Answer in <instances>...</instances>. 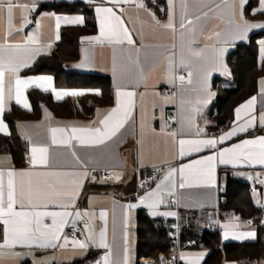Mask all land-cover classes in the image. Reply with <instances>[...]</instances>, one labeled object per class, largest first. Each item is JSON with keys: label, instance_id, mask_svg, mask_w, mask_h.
<instances>
[{"label": "crops", "instance_id": "crops-1", "mask_svg": "<svg viewBox=\"0 0 264 264\" xmlns=\"http://www.w3.org/2000/svg\"><path fill=\"white\" fill-rule=\"evenodd\" d=\"M50 1L52 0H16L18 6L11 13L10 31L7 0H0V44L21 45L20 61L27 59L23 54L24 48H39L41 50V54L27 61L30 65L37 57L49 54L59 40L57 36H59L60 28L74 25L67 24L62 20L57 29V16H79L84 22V16L81 13L57 12L47 8L39 9L40 4ZM81 1L92 4L96 29L93 33L83 34L79 37L78 58L70 63V69L107 75L112 86L113 103L108 107L97 106L90 117L83 119L56 117L43 107L37 118L17 120L15 123L16 132L26 147L22 164L16 166L11 154L0 150V171L6 173L10 169H15L34 173L72 171L81 173L78 179L82 188L76 189L79 195L75 199V208L63 209L48 204L47 207L35 210L74 212L78 209L81 212L87 211L88 216L78 219L73 215L70 222L76 221L77 226H80L79 239L81 240H84L87 235L83 229V224L87 222L95 240L88 242V247L85 249L73 248L71 244L61 247L59 245L63 244V239L57 242L58 246L54 248L33 246L29 249L17 246L14 251L24 255L17 259L10 255L8 250H5L4 255L0 256V264H74L79 259L91 264H97V262L104 264V257L108 255L109 249L97 246L99 232L102 228L105 229V242L111 249L108 264H124L125 248H127V264H141V258L145 264H168L166 255L161 253L156 257L137 258L135 225L138 209L144 210L150 218L165 217L172 221H178L179 229L188 237L184 244L195 245L191 248L172 245L168 254L178 264L202 263L208 250L200 246L197 237L203 230H217L221 242L254 241L256 239L255 226L246 225L242 218L232 213H221L219 203L227 177L245 181L258 175L264 176V166L248 165L243 161L234 164H220L219 158H217L214 186H207L203 178L190 177L186 170L184 182L188 186L184 188L179 187L181 182L179 168L237 143H242L244 140L264 136V126L259 124V116L264 113V94H261L260 91V81L264 79V73L257 78L254 93L233 108L231 123L214 132H210L208 129L213 123L208 109L214 99L216 88L229 85L230 69L226 61L227 54L237 43L247 41L252 30H264L259 27L251 28L246 31L244 39L238 38L239 33L243 31V21L250 24H264V19L256 15L261 12L259 0H255L248 13H246V7L250 0H246L242 8L243 21L241 20L240 0H235V9H233V0H227V2L226 0H171V2L170 0H131L129 3L117 4L113 11L121 16L132 33V38L135 41L133 45L126 43L124 45H109L93 41L91 38L100 35V19L95 9L97 7H113V5L109 0ZM140 3L145 5L144 9L138 7ZM21 4L27 5V10L19 6ZM170 11L174 17V30L161 28L149 15V12L154 13L156 19L161 24H165ZM21 17H27L28 23H22ZM188 20H191L192 23L188 24ZM182 21L185 24L184 28L180 27ZM31 36L36 37V43L29 42L28 38ZM256 43L257 63L260 64L263 60L260 51L264 46V35L258 37ZM48 44H51V48H47ZM194 52H202V55L197 57L193 55ZM77 65H83V67H77ZM26 68H20L18 72L20 78L34 79L39 76L53 78L49 73L24 72ZM170 68L171 71H169ZM179 71L186 73L185 80L175 87V93H170L169 89L175 85L176 81L174 74ZM189 72H191V83L188 82ZM9 80L13 85V97L7 101ZM51 87L56 91L97 92L95 89L57 87L54 80ZM31 88L38 89L35 86L28 89ZM28 89L24 90V99L29 108H24L23 104L15 103L14 77L12 73L6 71L4 76L5 111L12 104L29 111L31 105L27 97ZM38 90L45 92L42 88ZM117 90L134 92L135 96L132 98L129 118L116 136L106 143L96 146L76 144L73 149L50 146L49 167L47 169L30 167L28 163L30 148L34 145H51V128L99 127V121L117 106ZM47 92L57 101L55 92L51 88ZM253 96L257 101L254 111L257 121L248 131H238L231 139L217 143L214 149L205 148L200 152L180 156L178 143L180 139L218 138L231 131L237 124L243 126L245 119L237 121L235 109ZM66 97L77 96H65L64 98ZM170 113L176 115V129L174 130L166 122V117ZM0 119L7 126L8 134L9 128L3 119V113L0 114ZM113 122H115V118H113ZM257 129L260 131L254 132ZM173 133L175 136L172 135ZM0 135L6 134L0 133ZM72 151L77 153L80 163H77L72 156ZM25 156L26 161H23ZM149 168H156L158 176L150 185L141 187L138 183L140 174ZM96 169H106L111 172V176L106 179H98L90 174ZM172 169H177L176 173L170 182L165 181L164 177ZM85 172L86 176L83 175ZM116 176H119V180L114 178ZM45 178L55 179V177H40V179ZM33 179L35 180L37 177L34 176ZM60 179L65 182L67 190L71 194L74 182L67 177ZM130 182L135 185V190L132 193H128L131 188L127 185ZM158 184L161 185L159 190L161 203L155 209L140 205L139 198L147 195L150 191H156ZM99 185L106 186L99 187ZM173 185L175 186L173 187ZM253 195L255 199H253ZM170 196L176 198L175 208L168 205ZM251 196L253 203L257 205L258 187L251 191ZM129 204L138 206L129 209ZM17 210H20L19 206H17ZM153 211L157 215H152ZM101 213L105 214L104 218H101ZM125 213H127L128 220L127 229L124 228ZM168 213H175V215H168ZM44 223L50 225L51 218L45 217ZM226 224H231L232 227L225 229L224 225ZM0 225L2 232L3 225ZM65 228L63 235H66ZM226 230L229 232L227 239L224 237ZM125 231L128 234L127 241L124 239ZM247 232H255V238H236L237 235ZM68 239L72 240L70 237ZM194 241L198 245L194 244ZM182 256L183 259H181ZM223 264L240 263L224 262Z\"/></svg>", "mask_w": 264, "mask_h": 264}, {"label": "snow or ice", "instance_id": "snow-or-ice-1", "mask_svg": "<svg viewBox=\"0 0 264 264\" xmlns=\"http://www.w3.org/2000/svg\"><path fill=\"white\" fill-rule=\"evenodd\" d=\"M113 7H97L96 13L100 19V35L91 38L93 41L101 44L109 45H133L135 41L132 38V33L125 25L121 16L117 15L113 11V8L117 4L129 3L131 0H109ZM171 2V0H170ZM227 2V0H226ZM261 8L260 11L264 12V0H259ZM246 0H240L241 5V20L243 21L242 8ZM16 0H7V8L9 12V26L11 31L12 16L11 13L15 7H17ZM27 10V5H19ZM139 8L144 9L145 5L140 3ZM233 9H235V0H233ZM255 14V13H254ZM152 20L155 24L159 25L163 29L174 30V17L170 11L168 14V21L165 24H161L156 19L155 14L149 12ZM207 15V13H205ZM67 24L79 25L83 23L82 17L75 16H57L56 27H60L61 21ZM21 22L28 23L27 17H21ZM188 24L192 21L188 20ZM181 28L185 27L184 22L180 24ZM239 27V26H238ZM264 28V24H250L247 21H243V31L238 35L239 39L245 38V33L251 28ZM218 35V34H217ZM30 43H36V37L31 36L28 38ZM59 39V36H57ZM21 45H4L0 44V114L5 111L6 98L4 95V76L5 72L12 73L14 77V94L15 103L17 105L23 104L24 108H29V105L24 99V90L35 86L36 88H42L47 92L51 88L55 92L57 100L63 99L65 96H79L82 92L78 91H56L52 88L53 78L51 76H39L37 78H20L18 72L22 67H30L27 62L34 56L41 54L39 48L36 49H23V54L27 59L20 61ZM47 48H51V44L47 45ZM261 58L264 59V46L261 47ZM193 55L200 57L202 52H194ZM77 67H83V65H77ZM142 71V69H141ZM171 71V68L169 69ZM189 83H191V72L188 73ZM180 81H184L185 77L180 76ZM261 94H264V79L260 81ZM117 106L99 121V127L93 126H66L62 128H51V145H34L30 148V155L28 163L31 168H44L47 169L50 165V146H63L69 149H73L76 144L80 146H96L106 143L111 140L118 131L124 126L126 120L129 118V109L133 103L132 98L135 96L134 92H126L117 90ZM13 97V85L9 80L7 101H10ZM256 97L253 96L247 100L244 104L235 109L236 119L240 121L245 119V124L240 126L237 124L231 131L227 132L218 138L210 139H180L179 140V154L181 157L184 155L192 154L193 152H200L205 148L214 149L217 143H222L225 139H231L237 132H246L257 121V116L254 114ZM10 110V109H9ZM243 113V115H242ZM115 118V122H113ZM191 120V118H189ZM259 124L264 126V113L259 116ZM0 133L7 134V126L0 119ZM175 136V133L172 134ZM72 156L76 159L77 163H80V158L75 151H72ZM219 158L220 164H234L236 162H246L248 165H261L264 166V136L256 139L244 140L242 143H237L232 147L222 149L218 153L207 156L206 158L198 159L194 163L181 166L179 168L180 173V188L188 186L185 181V172L187 170L188 175L193 178H203L207 186H214V172L215 162ZM200 166V167H196ZM177 169H172L165 177L164 180L170 182ZM81 173L72 172H31L15 169H10L6 173L0 171V224L3 225L2 232H0V256L4 255L5 250H8L9 254L20 259L24 254L14 251L17 246L22 248L27 247L31 249L33 246L37 248L57 247L59 241L63 239L61 247L72 245L73 248L85 249L88 247V242L94 241L95 236L92 234V229L87 222L83 224V229L87 235L84 240L74 237L69 240L66 235H63V229L67 226L73 231L77 228V222L71 221L70 218L74 215L76 218L81 219L89 215L87 211L81 212L76 209L74 212L70 211H37L35 209L40 207H47L48 204H53L56 207L63 209L75 208V199L78 198V188H82V184L79 183L78 177ZM87 175V173H83ZM6 176V179H5ZM37 179H33V177ZM40 177H55V179H40ZM61 177L70 178L74 182V186L71 194L68 192L65 182L61 180ZM119 180V176L114 177ZM264 183V181H261ZM143 187V185H140ZM175 185H173L174 187ZM156 191H150L147 195L139 198L140 205H146L149 209H155L161 200L159 199L161 193V185L156 186ZM19 206L20 210H17ZM137 204H129L128 208H136ZM157 215L155 211L151 213ZM101 218H104L105 214L101 213ZM168 215H175V213H168ZM50 217L52 223H44V218ZM128 220L127 213H125L124 228L127 229ZM231 224L224 225L225 229L231 228ZM127 231L124 232V239L127 241ZM233 235H235L233 233ZM229 236V232L226 230L224 233L225 239ZM237 239L242 238H255V232H247L236 236ZM98 247L109 249L108 255L104 257V264H108L109 256L111 255V249L105 242V229H101L99 232ZM125 257L124 264H127V248L124 249ZM183 259V256L181 257ZM99 264V262H97Z\"/></svg>", "mask_w": 264, "mask_h": 264}, {"label": "trees", "instance_id": "trees-1", "mask_svg": "<svg viewBox=\"0 0 264 264\" xmlns=\"http://www.w3.org/2000/svg\"><path fill=\"white\" fill-rule=\"evenodd\" d=\"M255 0H250L246 13ZM57 12L81 13L84 16L82 25L63 26L59 30V40L47 55L37 57L27 73H49L57 87L95 89L97 92H85L77 97H66L54 100L49 92L28 89L27 97L31 109L23 110L12 104L3 112L9 133L0 135V150L11 154L16 166L22 164L25 145L16 132L15 123L20 119L37 118L43 107L54 116L62 118H88L97 106L108 107L113 103L112 86L107 75L92 72H79L70 69V63L78 58L79 37L93 33L96 29L92 4L81 0H52L39 5ZM264 19V12L256 14ZM264 35V30H252L248 40L237 43L227 54V65L230 69L228 86H218L208 113L213 123L208 127L210 132L228 126L232 121L233 108L242 100L254 93L257 78L264 73V59L257 63L256 40ZM67 64V69L64 68ZM260 131L257 129L254 132ZM106 185H99V187ZM128 193L135 190L130 182ZM219 210L221 213H232L244 219L259 211L253 203L248 184L237 178L227 177L221 194ZM256 239L244 242H221L217 230H203L197 237L200 246L208 250L201 264H223L235 262L240 264H264V226L256 222ZM1 232V225H0ZM135 251L139 257H156L161 253L167 255L172 241L166 236V230L160 218H150L142 209L136 211ZM186 234L179 229V246L189 248L195 245L184 244ZM196 245V241H194Z\"/></svg>", "mask_w": 264, "mask_h": 264}, {"label": "built area", "instance_id": "built-area-1", "mask_svg": "<svg viewBox=\"0 0 264 264\" xmlns=\"http://www.w3.org/2000/svg\"><path fill=\"white\" fill-rule=\"evenodd\" d=\"M180 76H186V73L184 71H179L174 74V79L175 85L169 89L170 93H175L176 91V86L183 83L182 81L179 80ZM166 122L169 124L171 129H176V115L175 113H170L166 117ZM26 161V156L24 157V160ZM94 177L98 179H106L111 176V172L106 170V169H96L90 172ZM158 176V170L156 168H149L145 169L141 172L140 178H139V186H148L150 185L153 180ZM261 181H264V176L263 175H258L256 177H253L251 179L245 180V182L248 184L249 190L252 191L256 187L259 188V199H258V207L259 211L257 213L252 214L249 217L244 218V222L246 225H251L255 226L256 222L264 226V183ZM177 204L176 198L174 196H170L168 198V205L171 208H175ZM236 215V214H235ZM239 217V215H236ZM162 225L164 226L166 230V236L172 241L173 246L179 247V224L178 221L176 220H170L168 218L162 217L160 218ZM213 230V229H212ZM81 233V228L80 226H77L76 230L73 231L70 227L65 228V234L70 237H80ZM168 264H178L176 263L175 259L172 257L166 258ZM74 264H91L85 260L79 259L75 261ZM142 264H145L142 262Z\"/></svg>", "mask_w": 264, "mask_h": 264}, {"label": "rangeland", "instance_id": "rangeland-1", "mask_svg": "<svg viewBox=\"0 0 264 264\" xmlns=\"http://www.w3.org/2000/svg\"><path fill=\"white\" fill-rule=\"evenodd\" d=\"M255 195V194H254ZM253 195V199H255V196ZM141 258V257H140ZM166 258H169V254L166 255ZM141 260V264L143 262L142 258L140 259Z\"/></svg>", "mask_w": 264, "mask_h": 264}, {"label": "water", "instance_id": "water-1", "mask_svg": "<svg viewBox=\"0 0 264 264\" xmlns=\"http://www.w3.org/2000/svg\"><path fill=\"white\" fill-rule=\"evenodd\" d=\"M64 68L67 69V64H64Z\"/></svg>", "mask_w": 264, "mask_h": 264}]
</instances>
